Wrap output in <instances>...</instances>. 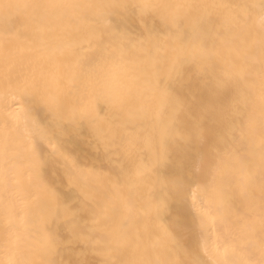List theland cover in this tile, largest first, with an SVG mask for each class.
Segmentation results:
<instances>
[{
	"label": "bare ground",
	"instance_id": "1",
	"mask_svg": "<svg viewBox=\"0 0 264 264\" xmlns=\"http://www.w3.org/2000/svg\"><path fill=\"white\" fill-rule=\"evenodd\" d=\"M19 4L117 3L133 5L146 0H6ZM152 3L217 4L205 15V39L195 48L177 37L172 19L139 9L120 8L109 19L117 45L147 40L151 35L153 56L146 66L130 72L131 96L122 108L113 105L97 91L92 111L82 116L78 96L69 88L75 56L84 59L93 54L89 44L91 27L77 28L69 18L63 27L38 36L29 23L32 9L13 11L6 19L0 10V91L5 73L13 75L44 74L48 80L46 95L55 99L65 113L60 124H69L67 147L73 156L103 161L96 174H78L69 182L62 161H49L43 176L58 197L46 205L34 206L28 148L30 141L20 127H5L0 110V143L7 138L12 145L5 163L0 157V171L9 169L12 183L0 184V254L5 243L19 237L24 256L32 264L54 259L61 264H100L104 252L115 245L110 229L87 210L97 194L111 196L120 205L131 206L129 239L141 246H152L153 259L190 260L193 250L203 256L205 243L210 250L225 242L235 248L237 264L258 248L261 187L264 185V102L261 100V54L257 46L247 60L243 52L258 38L255 23L259 9L232 7L258 5L260 0H147ZM207 13L212 20L207 21ZM59 14V12H57ZM180 30L191 33L184 22ZM121 34H124L122 40ZM219 34V35H218ZM222 37V38H221ZM40 39L63 49L55 59L37 62L35 46ZM201 47L204 53L201 54ZM175 64V70L173 65ZM242 68L244 76L235 79L233 70ZM142 94V95H141ZM26 115L37 122L40 131L52 130L54 120L48 104L40 96L29 97ZM97 141L100 152L97 153ZM111 141L105 154L103 143ZM99 156V160H97ZM196 179V182L193 180ZM174 181L183 185L181 198L173 195ZM199 185V186H198ZM163 208L158 215L157 209ZM6 208L9 211H6ZM200 208L209 218L195 237L185 229L197 226ZM70 210V211H66ZM75 216V220L72 217ZM257 221L253 231L246 227ZM54 235L56 246L48 237ZM174 236L179 241L173 249Z\"/></svg>",
	"mask_w": 264,
	"mask_h": 264
},
{
	"label": "snow or ice",
	"instance_id": "2",
	"mask_svg": "<svg viewBox=\"0 0 264 264\" xmlns=\"http://www.w3.org/2000/svg\"><path fill=\"white\" fill-rule=\"evenodd\" d=\"M139 9L141 13H154L160 15L164 19H172L177 28V37L183 41H187L189 45L195 48L197 42L205 39V15L204 12L210 8L229 7L227 5L217 4H197V3H152L142 2L133 5L117 4V3H60V4H19L8 3L6 0H0V10L6 19H10L13 11L20 9H32L29 15V23L35 28L38 36H43L45 32H53L63 27L65 18H69L79 28L87 23L91 27V38L89 44L93 46V54L81 59L75 56L72 62V72L68 77L69 88L78 96V110L82 116H87L92 111V100L99 91L109 103L118 105L121 108L128 103V97L131 96V77L130 72H134L138 66H146L147 59L153 56V47L151 35L148 39L136 43L128 42L117 45L113 39L111 31L113 25L109 17L112 11L120 8ZM232 7H241L259 9L258 18L255 23L259 25L258 38L254 34L251 39V47L246 48L243 52L244 60H247L253 50L258 46L261 54V100L264 102V0H260L258 5H234ZM59 12V14H57ZM212 20V14L207 13V21ZM187 22L191 26V33H185L180 30V25ZM219 35V34H218ZM124 39V34L120 37ZM222 38V37H221ZM201 54L204 48L200 49ZM63 54V49L54 46L52 43L40 39L35 46V55L37 62L48 60L51 61L57 55ZM175 70V64L173 65ZM235 79H242L244 76L242 68L233 70ZM48 88V80L43 73L37 75L32 74H15L11 71L5 73V86L0 91V110L4 113L5 127L10 123L16 128L20 127L21 116H24L23 132L30 141L28 153L31 161L30 180L33 192L30 193L34 206L46 205L48 200L57 198L56 192L49 188L42 174L43 168L51 160L57 163H63L69 182H73L78 174H96L97 169L103 168V161L99 164L95 161L91 164L87 160H81L73 156L71 150L67 147L66 135L69 124L75 127V119L68 116L69 124L57 123V120L65 119L64 110L57 105L54 98L46 95ZM142 95V94H141ZM40 96L41 99L48 104L53 113L54 124L52 130L44 129L39 132L37 138V122L29 121L26 115L27 109L25 105L29 97ZM111 141L103 143L105 154L110 149ZM97 153L100 152V141H97ZM12 145L5 138L0 143V157L4 158L5 163L10 158V150ZM99 160V156H97ZM196 182V179L193 180ZM12 183V177L9 169L5 168L0 171V184L8 187ZM173 195L181 198L183 194V185L174 181ZM199 186V185H198ZM87 210L91 211L93 216L99 217V222L103 223L105 228L111 230L115 240V245L110 246L104 252V259L100 264H237L235 259V248L225 242L223 245H217L214 250H210L205 243L203 247L202 258L199 248L193 250V258L190 260H159L152 258V252L155 244L152 246H141L129 239L128 225L131 220V206L127 202L117 205L113 202L111 196L107 194L93 198V202L85 201ZM258 227L260 231V242L258 248L254 246V250L249 252L246 259L241 264H264V185L261 187V197L259 204ZM163 208H158V215L163 212ZM6 211L9 209L6 208ZM70 211V210H66ZM199 225L195 223V219L186 230L188 236L195 237L197 235V227L202 233L207 226L210 218L213 223L217 217H209L207 209L200 208L197 212ZM75 220V216L72 217ZM246 227L251 230L257 228V221L249 222ZM173 241V249H177L179 241L176 237L170 236ZM49 245L56 246V238L54 235L48 237ZM0 264H32L25 258L22 241L19 237L5 243L4 251L0 254ZM44 264H61L54 259L47 260ZM87 264V262H84Z\"/></svg>",
	"mask_w": 264,
	"mask_h": 264
}]
</instances>
